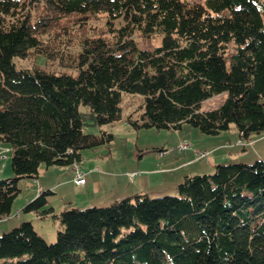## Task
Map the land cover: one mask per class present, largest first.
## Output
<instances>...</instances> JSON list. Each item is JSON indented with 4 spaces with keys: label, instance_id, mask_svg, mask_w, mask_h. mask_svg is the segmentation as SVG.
I'll list each match as a JSON object with an SVG mask.
<instances>
[{
    "label": "trees",
    "instance_id": "16d2710c",
    "mask_svg": "<svg viewBox=\"0 0 264 264\" xmlns=\"http://www.w3.org/2000/svg\"><path fill=\"white\" fill-rule=\"evenodd\" d=\"M74 15L102 16L112 34L58 50ZM135 34L160 42L141 48ZM33 51L77 74L17 68L14 58ZM222 92L220 105L202 109ZM125 95L141 101L130 109ZM81 104L99 133L83 129ZM121 120L136 129L188 122L207 134L235 124L243 141L263 132L264 0H0V142L11 144L13 170L0 178V217L20 179H37L42 165L80 164L84 149L114 140L105 126ZM178 189L56 212L45 188L22 210L58 220L56 241L23 220L0 234V264H264V157L186 174Z\"/></svg>",
    "mask_w": 264,
    "mask_h": 264
},
{
    "label": "rangeland",
    "instance_id": "374dc122",
    "mask_svg": "<svg viewBox=\"0 0 264 264\" xmlns=\"http://www.w3.org/2000/svg\"><path fill=\"white\" fill-rule=\"evenodd\" d=\"M182 1L188 4H203L205 0ZM81 17L82 16L74 15L64 20V23L69 26L67 29L69 33L65 35L67 39H64V42L56 45L58 50L76 53L80 49L79 43L83 37L98 35L108 36L112 34L104 17L92 15ZM122 24H124V20L118 19L113 22L112 26L118 27ZM43 38L46 40L50 38L49 40H51L52 35H45ZM135 39L139 42L141 48L153 47L160 42L159 37L145 39L139 37L138 34H135ZM14 62L17 68H31L35 64L54 70L64 69L72 75L77 74L76 69L61 67L58 59L47 61L46 56L41 52L33 51L24 58L15 57ZM225 97L226 92H222L204 100L202 109L208 110L217 107ZM140 101L141 98L137 95H125L124 97L125 104L131 103L130 109L136 108ZM130 109H127V111ZM79 111L82 116L83 129L87 133H99L95 112L84 104L80 105ZM141 113L142 109L134 111V117H140ZM105 128L112 130L114 133V140L109 144H103L94 149H84L82 167L87 171L90 169V166L98 163L102 166L104 171L109 173H124L128 168L130 171H134V173H132L133 175L136 174L134 179L137 180L141 178L142 183L148 184V190H146L151 197L164 196L167 194L178 195V184L186 174L212 173L218 163H253L256 159L264 157V131L261 133H254L250 136L249 140L239 142V131L235 124H232L229 130L219 134L203 133L199 128L192 126L188 122H183L181 127L177 129L157 127H142L136 129L127 121L121 120L115 125H107ZM229 139L232 144L228 143ZM251 139L259 140L255 147H253L250 141ZM182 143H188L189 147L180 150ZM202 152H207L208 154L206 156H201L200 154ZM42 166L40 176L44 175L43 172L46 168L45 165ZM71 167L72 166H63L62 168L60 166L50 167L49 175L45 181L40 177L38 180L32 178H22L19 180L21 191L16 197L9 215L12 222H16L17 224L9 228V230L20 225L23 220L28 219L21 218L24 217L27 212H19L20 215H16V206L21 202V199L31 195L36 189V185L41 186L43 183L50 181L54 183L64 174L66 176V173L69 172L68 170ZM158 169L159 171H157ZM8 176H13L12 147L10 143L2 141L0 142V178ZM71 186L76 187L74 183L71 184ZM71 186L70 188H72ZM85 187L86 186H83V191L82 189L77 191L78 188H72L73 192L67 194L75 199L73 203L76 204L73 205L86 207L88 205L100 203V201L102 204L111 201L106 200L109 199L108 193L111 192V186H109L106 193L93 192L87 195L82 193ZM51 197H53L51 200L57 209L63 207V200L60 196L55 198L52 195L50 198ZM43 222L45 226L41 225ZM36 223L37 231L39 233H45L44 236L48 242L56 241L58 224H60L58 220L49 217L46 221L41 220ZM3 232L4 231H1L0 234Z\"/></svg>",
    "mask_w": 264,
    "mask_h": 264
},
{
    "label": "crops",
    "instance_id": "0c3cea01",
    "mask_svg": "<svg viewBox=\"0 0 264 264\" xmlns=\"http://www.w3.org/2000/svg\"><path fill=\"white\" fill-rule=\"evenodd\" d=\"M238 141L243 142V140H241V138H240V135H239ZM250 141L253 144V147H255L257 144V141H259V140L258 139H254V140L251 139ZM228 143L232 144L230 139H229ZM244 148L246 149L245 145H244ZM257 153H258V151H257ZM80 164L82 167V162ZM5 166H7V165H5ZM53 166H56V165H53ZM53 166H45L46 168H45V171L43 172L44 175L40 176V174H39V177L43 178L45 181L49 175L50 167H53ZM42 167L43 166L40 167V172L42 171ZM60 167L62 168L63 166H60ZM4 168H6V167H4ZM82 170L85 173L86 182H85V184L80 185V186H76V187L71 186V184H73L72 168H70L68 170L69 171V172H67L68 175H67V173H66V176L64 174L63 176H65V177L61 176L54 183H52V181H50V182L43 183L41 186L36 185V189L31 193V195H29L28 197H25L24 199H21V202L17 204L16 215H18L19 212L20 213L23 212L22 209H23L24 205L29 200H31V198L33 199L43 188L53 189L55 191V194L53 196L55 198L59 197V196L62 198L63 207H61L60 209H57L56 206L54 205L53 201L51 200L53 197L49 198V203H50V205H52L54 207L56 212H59L68 206H78V205H73V204H76V203H73L75 201V199L73 197H70V195H67V194L68 193L70 194L71 192H73L72 191L73 189H77V188H78L77 191L79 189H82V191H83V186H86V187L84 188V192H82V193H85L86 195L89 193H93V192L94 193L95 192H102V193L105 192L106 193V191L109 189V186H111V190H110L111 192L108 193L109 199H106V200H111V201H113L115 199L122 198V197L134 195L137 192H145V193L148 192L147 191L148 190V184L142 183L141 178H138L137 179L138 181L136 179H134L136 177L135 176L136 174L133 175L132 173H134V171H130L128 168L124 173L123 172L109 173L107 171H104L100 164L96 163L95 165L90 166L89 170L86 171V170H84L83 167H82ZM157 171H159V169ZM128 172H129V174H128ZM39 177L37 178V180L40 179ZM50 179L53 180L52 178H50ZM70 186L73 189L70 188ZM147 194H149V192ZM111 201H109V202H111ZM109 202H107V203H109ZM107 203L104 202L103 204H107ZM90 204H92V203H90ZM96 204H102V203L100 201V203H96ZM9 215L0 217V232L9 230V228H11L15 224H17L16 222H12V219H10ZM5 218H8V219H5ZM21 218H28V219L33 220L35 227H37V223H36L37 221H41V220L46 221L49 217L40 218L36 212H27V214ZM41 225L45 226L44 222ZM41 234L43 236L45 235V233H43V232Z\"/></svg>",
    "mask_w": 264,
    "mask_h": 264
},
{
    "label": "built area",
    "instance_id": "2783aa9c",
    "mask_svg": "<svg viewBox=\"0 0 264 264\" xmlns=\"http://www.w3.org/2000/svg\"><path fill=\"white\" fill-rule=\"evenodd\" d=\"M189 147L188 143H182L180 146V150H184ZM208 153L207 152H202L200 155L201 156H206ZM72 175H73V183L75 186H80L85 184L86 178H85V173L82 170V167H75L74 170H72Z\"/></svg>",
    "mask_w": 264,
    "mask_h": 264
},
{
    "label": "bare ground",
    "instance_id": "6f19581e",
    "mask_svg": "<svg viewBox=\"0 0 264 264\" xmlns=\"http://www.w3.org/2000/svg\"><path fill=\"white\" fill-rule=\"evenodd\" d=\"M71 166H72V167H71L72 170H74L75 167H80V164H79V162H74Z\"/></svg>",
    "mask_w": 264,
    "mask_h": 264
}]
</instances>
